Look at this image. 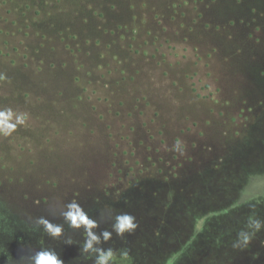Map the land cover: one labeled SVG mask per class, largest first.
Listing matches in <instances>:
<instances>
[{"label":"rangeland","instance_id":"rangeland-1","mask_svg":"<svg viewBox=\"0 0 264 264\" xmlns=\"http://www.w3.org/2000/svg\"><path fill=\"white\" fill-rule=\"evenodd\" d=\"M0 111L16 125L0 135V264L4 245L94 264L49 196L77 200L98 235L106 205L134 216L133 234L93 245L129 253L184 184L262 187L264 0H0Z\"/></svg>","mask_w":264,"mask_h":264},{"label":"crops","instance_id":"crops-1","mask_svg":"<svg viewBox=\"0 0 264 264\" xmlns=\"http://www.w3.org/2000/svg\"><path fill=\"white\" fill-rule=\"evenodd\" d=\"M246 182L244 179L232 181L231 187L221 195L215 185L213 194L202 197L184 194L189 186L184 184L176 201H170L168 197L162 205L165 215L160 219L153 217L155 228L161 220V229L146 234L139 245V242L133 243L127 257L119 255V251H123L121 245L103 248L119 250L116 261L146 259L150 260L148 264H166L164 261L167 260H173L171 264H264V231L257 234L246 250L232 248V242L249 214L254 213L264 220V196L234 206ZM202 183L209 185L208 180Z\"/></svg>","mask_w":264,"mask_h":264},{"label":"clouds","instance_id":"clouds-1","mask_svg":"<svg viewBox=\"0 0 264 264\" xmlns=\"http://www.w3.org/2000/svg\"><path fill=\"white\" fill-rule=\"evenodd\" d=\"M8 111L10 112V110ZM8 121L9 115H6L5 111H0V126L10 130L0 131V135L7 136L11 134V131H15L16 125L9 124ZM17 123H23V121L18 120ZM46 205H54L55 211L59 212V215L69 228L83 229L82 235L85 240L83 253H87L88 255L85 258L94 260V264H115L117 252L119 251L112 247L94 248V244H100L102 241L103 243L109 242L113 234L119 237H124L125 234L131 235L139 226L134 216L126 213L117 214L110 205H106L103 213L112 217L111 230H104L98 235L94 230L99 228V220L93 219L77 200L67 201L58 197L53 200L49 196L46 198ZM35 222L39 229H42L44 233L54 239L64 236V226L53 223L46 216L36 217ZM261 231H264V220L257 218L254 213L249 214L243 227L237 232L232 242V248L240 251L246 250ZM66 243L72 244L73 241L68 238ZM3 255L5 258L4 264H10V262L11 264H64V261L59 258L58 253L54 249L45 247H41L39 250L29 248L18 258H14L6 245H4ZM119 255L127 257L128 252L119 251Z\"/></svg>","mask_w":264,"mask_h":264},{"label":"trees","instance_id":"trees-1","mask_svg":"<svg viewBox=\"0 0 264 264\" xmlns=\"http://www.w3.org/2000/svg\"><path fill=\"white\" fill-rule=\"evenodd\" d=\"M255 177V176H254ZM258 181H263L262 178L248 179L239 193V198L234 206L241 205L258 197L264 196V182L262 187L258 188ZM252 187V188H251Z\"/></svg>","mask_w":264,"mask_h":264}]
</instances>
